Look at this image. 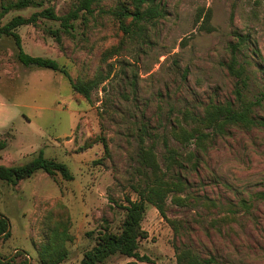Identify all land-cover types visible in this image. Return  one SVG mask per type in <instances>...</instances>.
I'll use <instances>...</instances> for the list:
<instances>
[{
    "label": "rangeland",
    "instance_id": "rangeland-1",
    "mask_svg": "<svg viewBox=\"0 0 264 264\" xmlns=\"http://www.w3.org/2000/svg\"><path fill=\"white\" fill-rule=\"evenodd\" d=\"M36 1L1 24L45 7L65 15L80 0ZM151 4L160 13L136 33L119 15L131 0H93L92 13L81 10L59 43L50 33L58 20L17 27L25 52L55 59L75 81L94 80L89 99L60 72L20 63L14 40L0 38V164H23L41 150L73 176L39 170L15 185L0 179V213L9 221L0 264H79L99 232L119 231L126 199H138L148 181L143 149L164 178L181 179L165 198L177 233L146 203L140 258L116 253L98 264H178L177 249L209 264H264V130L256 123L264 118V0ZM226 102L250 104L253 123L206 128L199 144L172 137L178 127L191 130L207 106Z\"/></svg>",
    "mask_w": 264,
    "mask_h": 264
},
{
    "label": "trees",
    "instance_id": "trees-1",
    "mask_svg": "<svg viewBox=\"0 0 264 264\" xmlns=\"http://www.w3.org/2000/svg\"><path fill=\"white\" fill-rule=\"evenodd\" d=\"M93 0H80L79 4L72 7L65 15H57L52 7H45L31 13L28 17L15 15L7 22H0V38L2 36H10L17 48V59L25 66H35L40 68H48L63 74L69 81L72 89L89 99L91 89L96 85L94 80L88 82H79L71 78L65 66L61 65L55 59L43 56L30 55L24 51L21 38L16 31L17 27L25 24L37 23L39 17L46 19L58 20L59 28L50 30L51 35L59 43L61 41L60 32L71 33L74 29V21L79 18L80 11L82 14L92 13L90 4ZM153 0H131L132 9L122 8L119 11L124 19L130 17L131 25L123 24L125 31H139L142 28L144 21H149L155 18L160 11L158 4H151ZM150 3V4H148ZM146 4V6H144ZM36 0H0V20L10 10L23 9L29 6H40ZM83 15V16H84ZM208 17V15H207ZM128 27V30H127ZM241 39V37H239ZM231 52L235 51L238 44H231ZM234 53V52H233ZM235 54L232 55L230 69H234ZM235 94L240 97L241 90L235 86ZM250 104H246L244 108L233 107L232 103L211 104L205 108L204 115L194 118L196 125L187 131L182 127L171 131L172 137L182 144L195 139L196 143L203 141L209 136L210 132L205 131L206 128H211L212 131L217 130L225 125H234L243 123L245 125L253 123L254 119L249 114ZM264 130V118L256 122ZM166 146L167 143L165 142ZM5 146L4 142H0V148ZM168 158L174 157V151L167 148ZM176 153V152H175ZM141 163L148 169L146 174L148 181L139 189L138 199H126L127 204L124 206L125 216L121 222L119 231L113 232L107 228L99 232L96 236L95 244L89 250L85 251L79 264H98L104 261L107 257L119 253L127 257L139 259L138 240L147 237V232L141 228V220L145 211L146 203L152 204L159 214L173 227V231L177 233L176 222L169 219L165 213V198L171 190L180 189L182 182L180 178L171 180L164 178L165 173L160 170L158 163L153 158V154L149 150L143 149L140 155ZM44 171L49 175L59 173L64 179H72V174L68 166L63 162H58L54 159L47 158L40 150L38 154L29 161L20 164L5 166L0 164V179L15 185L18 181L32 176L37 171ZM9 221L7 217L0 213V239L9 236ZM177 249V247H175ZM176 258L178 264H209L210 258L205 259L194 254L189 249L176 250ZM41 264H46L42 261ZM48 264V263H47Z\"/></svg>",
    "mask_w": 264,
    "mask_h": 264
}]
</instances>
